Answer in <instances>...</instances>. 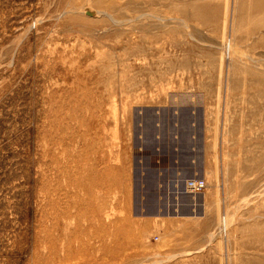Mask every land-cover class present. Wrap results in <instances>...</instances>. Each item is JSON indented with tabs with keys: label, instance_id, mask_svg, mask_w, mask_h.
I'll use <instances>...</instances> for the list:
<instances>
[{
	"label": "rangeland",
	"instance_id": "374dc122",
	"mask_svg": "<svg viewBox=\"0 0 264 264\" xmlns=\"http://www.w3.org/2000/svg\"><path fill=\"white\" fill-rule=\"evenodd\" d=\"M0 264H264V0H0Z\"/></svg>",
	"mask_w": 264,
	"mask_h": 264
},
{
	"label": "built area",
	"instance_id": "2783aa9c",
	"mask_svg": "<svg viewBox=\"0 0 264 264\" xmlns=\"http://www.w3.org/2000/svg\"><path fill=\"white\" fill-rule=\"evenodd\" d=\"M207 186L206 180L203 178L189 179L186 183L187 190L191 193H199Z\"/></svg>",
	"mask_w": 264,
	"mask_h": 264
}]
</instances>
